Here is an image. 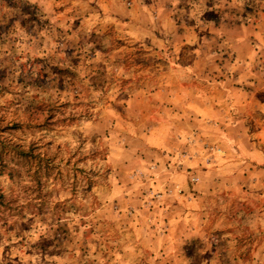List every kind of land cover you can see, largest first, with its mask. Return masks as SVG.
Returning a JSON list of instances; mask_svg holds the SVG:
<instances>
[{"label":"rangeland","instance_id":"374dc122","mask_svg":"<svg viewBox=\"0 0 264 264\" xmlns=\"http://www.w3.org/2000/svg\"><path fill=\"white\" fill-rule=\"evenodd\" d=\"M0 264H264V0H0Z\"/></svg>","mask_w":264,"mask_h":264},{"label":"clouds","instance_id":"9594fccd","mask_svg":"<svg viewBox=\"0 0 264 264\" xmlns=\"http://www.w3.org/2000/svg\"><path fill=\"white\" fill-rule=\"evenodd\" d=\"M51 215H52V214H49L48 217H45V218H43V219H45L46 222H49V221L51 220ZM29 239H31V236L29 237Z\"/></svg>","mask_w":264,"mask_h":264}]
</instances>
